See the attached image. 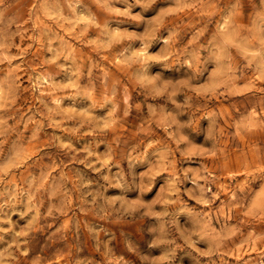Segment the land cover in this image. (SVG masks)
I'll use <instances>...</instances> for the list:
<instances>
[{"label":"rangeland","instance_id":"1","mask_svg":"<svg viewBox=\"0 0 264 264\" xmlns=\"http://www.w3.org/2000/svg\"><path fill=\"white\" fill-rule=\"evenodd\" d=\"M0 264H264V0H0Z\"/></svg>","mask_w":264,"mask_h":264}]
</instances>
